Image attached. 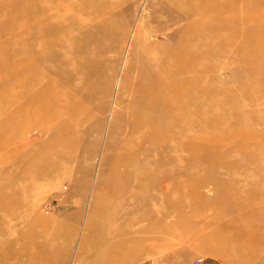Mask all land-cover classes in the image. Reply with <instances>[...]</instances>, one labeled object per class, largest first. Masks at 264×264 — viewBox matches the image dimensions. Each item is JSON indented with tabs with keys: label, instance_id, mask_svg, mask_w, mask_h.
I'll return each mask as SVG.
<instances>
[{
	"label": "bare ground",
	"instance_id": "obj_1",
	"mask_svg": "<svg viewBox=\"0 0 264 264\" xmlns=\"http://www.w3.org/2000/svg\"><path fill=\"white\" fill-rule=\"evenodd\" d=\"M197 1L199 0H166L167 5H174L177 16H174L172 11H166L169 19L164 16L152 17L153 19L148 21L150 27L148 30L138 27L134 31L133 49L130 56L125 59L126 63L123 65L125 72L123 71L121 79H118L120 82H118V90L120 92L135 91L137 95L129 101H124L117 94L110 105L107 98L114 96L112 90L113 74H115L119 54L124 48L127 32L123 25L109 21L108 18L114 16L115 13L107 6L96 2L97 5L99 4L97 10L95 12L91 10L90 15L86 18H83L82 15L77 16L78 12L83 14L89 7L83 3L85 0L76 3L78 12L74 11L75 8L73 7L71 8L72 11L70 8H64L61 15L63 19L62 28L58 32L51 31L52 28H48L46 22H43L41 28L37 29V33L41 37L50 35L51 41L49 43L40 45L36 38L31 35V31L25 30L23 25L24 30L22 32H18L17 28L13 34L14 37L3 42L0 41V177L7 178L11 186L21 179L34 180L37 186L38 182L46 181L49 174H54L56 176L54 178H60V175L67 172V168L65 170L64 167L70 163L73 157L72 153L67 154L66 149L70 145L73 147L74 143L79 140L74 137L71 140L65 138L66 133H72V135L75 132L81 133L86 140V151L89 147L93 149L98 145L97 136L100 135L102 120L109 106L112 111L106 133L112 129L120 132L123 131L126 124L121 121L122 116L132 112L136 107L132 102L133 99L147 98L148 96L150 100L145 105L144 113H148L150 110L156 113L160 112V116L153 120L151 131L162 135L163 129L171 127L170 135H179L185 149L194 153L196 159L197 157L198 159L201 158V163L203 161L212 163L213 156H215L212 148L215 142H220V138L214 139L213 136L205 132L203 136L194 134L193 139L186 143L183 140L186 130L181 129L179 124L172 126L173 119H168L165 105L156 103V96L160 95L162 91L159 88H154V85L158 86L164 77L162 74L157 75L155 73L157 69L153 71V64L158 63V66L159 64L161 66V60L166 56L174 60L175 67L181 73L179 90L185 91L191 83L195 82V77H202L201 81L202 79L206 80L208 85L213 75L208 51L204 53L193 51L191 53L189 60L196 66V70L191 74H189L191 72L189 68L192 67L183 66L176 60L180 56L181 61L186 60L182 51H171L174 48L175 39L185 38L186 33L190 32L186 28L197 25L199 12L204 5V8L209 7V3L202 4ZM88 2L91 6H96L92 0H88ZM212 4L210 3V8H213ZM224 12L225 9H220L219 15L215 19H223L225 17ZM3 14L5 16V13ZM232 20L236 21V17L234 16ZM253 24L256 25L255 22ZM258 28L264 29L262 26ZM75 29L78 30L77 33H74ZM236 30V26H234L227 31L234 33ZM103 37L107 38V41L102 42ZM150 38L152 41L149 40ZM159 38L161 40L157 43ZM74 40L79 44L78 49L74 47ZM241 45V41L236 37H232L226 44V47L230 46L227 49L230 50L231 54H235L234 60L239 59ZM163 55L164 57L161 58ZM140 59L146 62H140ZM133 71L136 72V75L131 76ZM187 78H190L191 81ZM132 80L133 84L130 87ZM98 101L99 103H97ZM118 107L121 108L118 109ZM248 118L257 121L259 125L264 124V120H260L258 117L248 116ZM175 123L177 122L175 121ZM180 124H188L187 119H184ZM221 128L230 134L229 143L239 138L243 139L244 143L246 142L244 135L234 136L230 133L229 121L224 120ZM259 132L264 134L261 130ZM121 139L119 142L123 146L132 145L128 136H125L123 141ZM55 140L60 141L59 145L65 149L63 153L68 156L55 153L54 145H52V141ZM163 142L165 143L163 147L154 144L147 148L148 152L145 151L147 159L140 164L143 167H139L138 164L129 165L130 161H134L132 158L134 155L132 154L133 148L126 150L128 151L127 156H121V153L125 151L117 150L116 140L111 141L106 138L104 154L113 156L114 159L108 165V161L106 163V159L104 160L102 157L99 171L101 177L107 174V178L105 182L96 187L97 191L93 196L96 200H108L110 205L106 208L97 205L92 206L91 213L87 217L83 242L76 255L77 261L85 260L86 257L87 264L134 263L142 258L146 252L160 251L159 243L166 240V237L171 234H184L193 238L196 235L198 237L201 235L207 241H211V239L215 242L219 241V237L216 235L208 236L202 231L204 226L209 223V221L207 223L209 216L203 217V212L194 211L199 204L200 197L195 202H190L169 196L172 189L180 190L186 186L181 177L184 176L183 174H194L197 166H195L196 164L192 166V161L180 155H173L174 152H179V146L174 145L171 139L163 140ZM164 152H166L167 162H154L153 157H158ZM142 153L144 154V152ZM92 154L90 152L88 156L86 152L85 158L92 159L94 156ZM121 167L125 168L121 170ZM173 168H177L179 176L183 175L176 181L169 177ZM196 178L191 183L193 190L203 188L210 181V179L201 177ZM54 180L51 179V181ZM220 181L221 179H217L211 182L217 188ZM40 187L44 186L40 185ZM155 187H157V193L153 190ZM24 190L22 188V191ZM35 190L34 192H37ZM151 191L156 196H150ZM128 197H134L135 200L131 201L134 207L125 208V205L122 206V203H126L124 199ZM4 202L6 201L4 200ZM2 203L3 199L0 205ZM245 203L240 205H245L247 207L245 209L252 208L246 201ZM240 205H236L232 209L235 207L240 209ZM257 205L258 201L254 199L253 206ZM119 206H121L120 209H118ZM136 209L142 210L141 214L136 215L134 221L131 222L127 213L129 211L136 212ZM19 210L22 209L19 208ZM8 211L10 210L8 209ZM35 217L34 214L32 219ZM97 219H105L107 222L118 221L120 225H125V228L122 231H116L113 226H97ZM262 220H264V213L257 215L252 223L245 224V228L234 232L233 239L235 241L233 242L236 245L240 244V246L250 243L256 245L259 241L263 243L264 229L258 225ZM46 225L49 224L42 222L41 226L33 229L34 233L39 229H47ZM6 228L9 233L11 228L9 226ZM219 230L218 226L214 229L217 232ZM201 231L202 233H200ZM12 236L11 238L8 236L0 238V264H12V261L18 258L26 260L20 264H56L48 259L49 253H58L54 246L44 243L39 248H33L32 254H35L32 255L31 248L35 244L34 242L31 243L33 240L26 239L24 231L20 232L18 236L13 238ZM33 239L35 241L34 236ZM108 244H111L112 249L105 253ZM122 245L127 247L119 249L118 247ZM233 250V253L230 252L229 255L230 261L235 260L236 256L244 252L242 248L241 250ZM260 255L257 252L255 255L249 253L240 264H251L256 258L261 261L262 256ZM38 258L42 260L37 262ZM66 261L67 257L64 256L57 264H65Z\"/></svg>",
	"mask_w": 264,
	"mask_h": 264
},
{
	"label": "rangeland",
	"instance_id": "obj_2",
	"mask_svg": "<svg viewBox=\"0 0 264 264\" xmlns=\"http://www.w3.org/2000/svg\"><path fill=\"white\" fill-rule=\"evenodd\" d=\"M80 1L82 0H0V41L3 42L14 37L13 34L17 28L18 32H22L25 27V30L31 31V35L36 38L40 45L49 43L51 41L50 35L41 37L37 33V29L41 28L43 22H46L48 28H52L51 31L58 32L63 24L61 17L63 9L67 7L72 11L71 8L73 7L75 8L74 11L78 12L76 3ZM96 2L113 10L115 14L108 18L109 21L123 25L127 32L124 48L119 54L115 74H113L112 90L114 96L107 98V100L109 99L110 105L112 99L118 94L124 101H129L137 94L135 91L120 92L118 82L125 72V66H123L126 63L125 59L130 56L133 49L134 31L138 27L148 30L150 28L148 21L152 17L164 16L169 19L166 14L168 11H172L174 16H177V13L174 5H167L166 0H92L96 6H91L88 0H85L83 3L89 7L83 14L78 12L77 16L82 15L83 18H86L90 15L91 10L95 12L99 5ZM197 2L209 3V7L204 8V5L199 12L197 25L186 28L190 32L186 33V37L183 39H175L174 48L171 51H182L186 60L181 61V56L177 57L176 60L183 66L192 67L189 68L191 71L189 74L196 70V66L189 60L191 53L193 51L198 53L208 51L211 59V73H213L208 85L206 80L202 79L201 81L202 77H195V82L191 83L185 91L179 90L181 73L175 67L174 60L169 56L164 57V54L161 57H164L161 60V66L160 64L158 66V63L153 64V71L157 69L155 73L157 75L162 74L164 77V80L160 81L158 86L154 85V88H159L162 91L160 95L156 96V103L165 105L168 119H173L172 126L179 124L181 129L186 130L183 136L186 143L193 139L194 134L203 136L205 132L213 136L214 139L220 138V142H215L212 148L214 150L213 155H215L213 162L211 160L213 165L209 161L201 163V158L198 159L197 157L196 159L194 153L185 149L179 135H170L171 127L163 129L167 134L164 131L162 135L151 131L153 120L160 116V112L156 113L150 110L148 113H144L145 105L150 100L149 96L133 99L132 102L136 107L132 112L122 116L121 121L126 124L123 131L120 132L112 129L106 133L112 111L109 106L103 117L101 132L97 136L98 145L95 148L89 147L86 151V140L81 133L75 132L73 135L66 133L65 138L69 140L76 138L79 139V142L76 141L73 147L70 145L66 149L67 154L72 153L73 157L70 163L64 167L65 170L67 168V172L60 175V178H54L56 177L54 174H49V178L46 181L38 182L37 186L34 180L27 179L18 180L16 181L18 184L15 183L11 186L7 178L0 177V189H2L0 190V202L3 199V203L0 205V238L7 236L11 238V235L13 238L24 231L26 239L33 240L31 243L34 242L35 244L31 248V254L33 248H39L46 243L54 246L55 251L58 252L48 254L50 261L57 264L65 256L67 257L65 264H87L86 257L85 260L77 261L76 256L83 242L87 217L90 215L93 205L102 208L110 205L108 200H96L93 196L97 191L96 187L105 182L107 178V174L101 177L99 171L102 157L104 160L106 159V163L108 161V165L114 159L113 156L104 154L106 138L111 141L116 140L117 150L125 151L121 153V156H127L128 151L126 150L133 148L132 154L134 155L132 158L134 161H130L129 165L138 164L139 167H143L140 164L147 159L145 152H148L147 148L154 144L163 147L165 144L163 140L171 139L174 145L179 146V152H172L173 155H180L192 161V166L196 164L197 169L194 174H183L184 176L181 175L183 176L181 177L178 175L177 168H173L169 177L175 181L181 177L186 186L180 190L172 189L169 196L190 202H195L200 197L199 204L194 211L203 212V217L209 216L207 218V223L208 221L209 223L204 226L202 231L208 236L216 235L219 237V241L215 242L212 239L207 241L201 235L200 237L196 235L193 238L184 234H171L166 237V240L159 243L160 251L146 252L137 262L126 264H240L249 253L255 255L256 252L261 254L262 260L256 258L251 264H264V241L263 243L259 241L256 245L250 243L241 246L233 242L235 241L233 239L234 232L245 228V224L252 223L257 215L264 213V134L259 132V130L264 132V124L259 125L257 121L248 118V116H255L264 120V29L258 28L259 26L264 28V0H199ZM210 3H213V8H210ZM220 9H225V17L216 20L215 17L219 15ZM234 16L236 21L232 20ZM234 26L237 29L234 33L227 31ZM77 31L75 29L74 33ZM232 37L239 39L242 44L239 59L235 60L233 59L235 54H231L230 50L227 49L230 46L226 47ZM149 40L152 41L151 38ZM160 40L161 38L158 39L157 43ZM104 41H107V38L103 37L102 42ZM73 44L78 49V42L74 40ZM139 61L146 62L141 59ZM134 75L136 72L133 71L131 76ZM187 79L191 81L190 78ZM132 84L133 80L130 82V87ZM120 108L118 107V109ZM184 119H187L188 124L181 125L180 122ZM157 120L159 119L157 118ZM224 120L230 122V133L234 136H245V143L241 138L228 142L230 134L221 128ZM125 136L130 138L132 145L123 146L119 142V139L122 138L121 141H123ZM59 144L60 141H52L55 153L66 154L63 153L65 149ZM85 151L88 156L92 152L93 158H85L87 156ZM153 158L154 162H167L166 152ZM184 165L187 166L188 164ZM124 168L121 167L120 169L123 170ZM196 177L210 179V181L206 186L196 189V191L191 186V183L197 179ZM51 179L55 180L51 181ZM217 179H221V181L219 182L220 185L215 188L211 181ZM40 185L44 187H40ZM22 188L25 190L22 191ZM32 188L36 189L37 192H34ZM153 190L157 193V187ZM154 192L151 191L149 195L156 196ZM24 193H26L25 195L28 194L26 198ZM254 199L258 201L257 206H253ZM124 200L127 205L122 203V206L125 205V208L134 207L132 203L135 200L134 197H128ZM245 201L251 205V209H245L247 208L245 205H240L244 204ZM236 205H240L239 208H241L232 209ZM2 207L4 208L2 209ZM120 208L121 206L118 207V209ZM141 211L139 209H136V212L129 211L127 213V217L130 218L129 221L133 222L135 216L140 215ZM34 214L36 217L32 219ZM235 221L238 224H235ZM42 222L49 224L46 225L47 229H39L34 233L33 229L41 226ZM96 225L113 226L116 231H122L125 228V225H120L118 221L107 222L105 219H97ZM258 225L264 229V220ZM7 226L11 228L9 233ZM215 226L219 227L218 232L214 231ZM251 226L252 229L253 226ZM254 228L256 229V226ZM123 247L127 246L122 245L118 248L122 249ZM241 248L244 252L236 256L235 260L230 261V252L233 253V249L241 250ZM111 249V244H108L105 253ZM23 260L26 261L25 259H14L12 264H20ZM41 260L38 258L37 262Z\"/></svg>",
	"mask_w": 264,
	"mask_h": 264
}]
</instances>
